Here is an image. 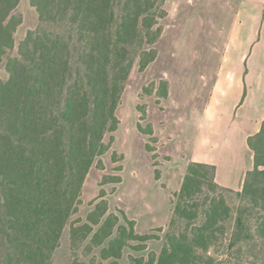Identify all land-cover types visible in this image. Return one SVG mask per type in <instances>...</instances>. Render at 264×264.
<instances>
[{"label": "rangeland", "instance_id": "374dc122", "mask_svg": "<svg viewBox=\"0 0 264 264\" xmlns=\"http://www.w3.org/2000/svg\"><path fill=\"white\" fill-rule=\"evenodd\" d=\"M238 1L164 0L167 16L159 22L161 35L152 47L156 59L146 68L138 63L133 67L114 112L116 131L104 137L106 152L94 160L82 183L74 179L68 196L62 190L44 191L46 214L40 218L38 236L32 231L34 242L25 238L27 232L20 237L19 243L31 246L28 252L45 250V264H156L153 260L170 244L169 238L203 224L212 194L197 199L200 210L190 220L175 213L176 196L191 163L222 160L229 150L235 162L243 155L237 144L228 147L227 140L216 139L220 135L209 124L208 109L233 41ZM13 14L20 24L13 35L14 48L0 66L2 83L9 79L7 58L17 57L27 34L41 27L32 0H20ZM262 40L245 57L250 67L249 104L243 114L249 110L264 116V28ZM236 193H220L214 234L209 242L196 245L194 253L192 239L178 244L176 264H264V239L257 231L264 212L250 209L245 227L237 230L238 213L246 203ZM5 216L0 215V264L11 257L15 264H24L7 241ZM38 241L57 247L46 252L51 249Z\"/></svg>", "mask_w": 264, "mask_h": 264}, {"label": "trees", "instance_id": "16d2710c", "mask_svg": "<svg viewBox=\"0 0 264 264\" xmlns=\"http://www.w3.org/2000/svg\"><path fill=\"white\" fill-rule=\"evenodd\" d=\"M19 1L0 0V66L14 48L20 20L13 12ZM32 5L41 27L27 34L17 57L7 58L9 79L0 81V215H6L7 241L23 256L22 262L45 264V250L28 252L31 246L19 243L20 237L27 232L25 238L34 242L32 231L38 236L40 218L46 214V189L68 196L74 179L82 183L94 160L106 152L104 137L116 131L114 112L125 83L136 63L146 68L156 59L152 47L167 12L164 0H32ZM247 144L253 168L240 192L217 184L214 165H189L175 213L195 218L200 210L197 199L210 193L204 222L191 233L169 238L170 244L153 262L176 264L175 248L188 239L193 253L201 241L209 242L220 220V193H236L246 203L239 210L237 230L245 227L250 209L264 212V122ZM250 188L259 192L251 195ZM257 229L264 239V221ZM38 245L51 249L46 252L57 247L50 242ZM7 264H15L12 257Z\"/></svg>", "mask_w": 264, "mask_h": 264}, {"label": "crops", "instance_id": "0c3cea01", "mask_svg": "<svg viewBox=\"0 0 264 264\" xmlns=\"http://www.w3.org/2000/svg\"><path fill=\"white\" fill-rule=\"evenodd\" d=\"M263 4L264 0L238 1L237 25H233V39L230 37L233 41L230 40L227 46L226 56L218 71L208 105L211 113L209 124L214 126V133L220 135L216 139L223 143L227 140L228 147L237 144L241 154L246 155H242V158L235 162L232 157L234 155L229 150L224 159L215 157L209 162L216 167L217 184L235 192L242 190L245 176L253 168V151L249 148L247 139L258 133L264 122L263 115L249 110L245 114L242 113L249 104L247 78L250 75V67L246 66L245 57L263 41ZM241 51L242 57L238 59L236 54Z\"/></svg>", "mask_w": 264, "mask_h": 264}]
</instances>
